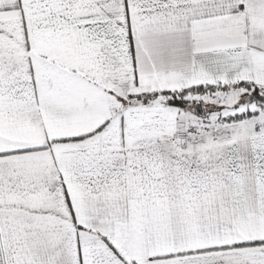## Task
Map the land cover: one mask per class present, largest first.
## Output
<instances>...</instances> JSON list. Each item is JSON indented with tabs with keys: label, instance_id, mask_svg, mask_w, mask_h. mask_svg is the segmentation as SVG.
I'll use <instances>...</instances> for the list:
<instances>
[{
	"label": "snow or ice",
	"instance_id": "6c2138e0",
	"mask_svg": "<svg viewBox=\"0 0 264 264\" xmlns=\"http://www.w3.org/2000/svg\"><path fill=\"white\" fill-rule=\"evenodd\" d=\"M0 264H264V0H0Z\"/></svg>",
	"mask_w": 264,
	"mask_h": 264
}]
</instances>
